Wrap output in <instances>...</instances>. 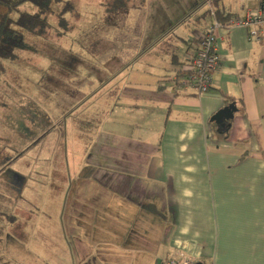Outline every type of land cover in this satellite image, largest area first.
<instances>
[{
  "label": "crops",
  "instance_id": "0c3cea01",
  "mask_svg": "<svg viewBox=\"0 0 264 264\" xmlns=\"http://www.w3.org/2000/svg\"><path fill=\"white\" fill-rule=\"evenodd\" d=\"M136 1L132 15L149 40L187 27L190 38L176 37L170 47L178 54L149 61L122 89L110 115L115 133L96 142L92 166H67L65 174L54 166L78 154L60 134L55 150L45 147L50 137H37L36 151H21L28 166L15 171L11 149L0 151V248L27 256L15 264H161L179 255L196 264H264V43L250 41L248 28L219 29L209 92L174 94L170 84L187 46L211 24L200 18L207 10L243 18L263 0H218L213 8L214 0ZM229 105L228 137H216L210 120ZM67 201L70 238L61 225Z\"/></svg>",
  "mask_w": 264,
  "mask_h": 264
},
{
  "label": "rangeland",
  "instance_id": "374dc122",
  "mask_svg": "<svg viewBox=\"0 0 264 264\" xmlns=\"http://www.w3.org/2000/svg\"><path fill=\"white\" fill-rule=\"evenodd\" d=\"M65 1L72 9L63 15L64 23L58 19L63 3L53 5L52 13L47 15L49 29L43 35L23 31L27 48L16 51L14 59L2 62L0 151L11 149L13 171L28 166V160L21 159V151L27 146L36 151L37 137H50L45 147L52 149L57 144L52 140L58 134L68 140V145L73 142L70 146L78 154L69 160L64 156L55 158L54 166L63 173L67 166L71 172L92 166L89 153L94 152L96 142L101 136L115 133L116 121L110 115L111 109L120 103L117 97L122 89L132 88L130 85L149 61L166 60L165 52L172 50L178 54L179 48L170 47L176 37L190 38L187 27L172 28L159 34L156 40H149L150 32L142 31L140 20L132 15L133 0H121L125 1L123 8L118 6L120 0H62ZM21 9L29 13L37 11L29 4ZM145 77L148 83L153 80V76ZM84 154H87L85 158ZM9 174L7 171V178ZM11 178L12 183H18L15 174ZM18 193L14 188L12 194ZM47 208L50 214L55 209L52 202ZM61 211V225L70 238L68 201ZM33 218L32 215L28 218L30 226ZM3 223L0 216V235L5 230ZM1 258L2 262L7 258L8 263L14 264L24 260L10 257L3 248H0Z\"/></svg>",
  "mask_w": 264,
  "mask_h": 264
},
{
  "label": "trees",
  "instance_id": "16d2710c",
  "mask_svg": "<svg viewBox=\"0 0 264 264\" xmlns=\"http://www.w3.org/2000/svg\"><path fill=\"white\" fill-rule=\"evenodd\" d=\"M218 0L212 1V8L217 4ZM63 3V8L58 15L61 23H64L63 15L72 9L69 2L62 0H0V76L4 68L2 65L3 60H11L16 57V51L26 49L27 46L24 42L23 31L33 33L35 35H43L49 29L47 15L52 13V6L55 4ZM29 4L36 8L35 13H29L21 9L23 5ZM120 7H125V1L119 2ZM216 20L225 25L230 16L225 15L219 10H214ZM210 18V10H207L200 18ZM211 19V18H210ZM194 45L187 46L186 53H188ZM185 64V60L179 63L175 74L180 72V69ZM225 112L217 120L211 119V127L214 135L219 138H227L231 121L235 111L232 110L231 105L224 107ZM221 110V111H223ZM230 111L232 118H226L225 114ZM224 116V117H223ZM223 118V120H222Z\"/></svg>",
  "mask_w": 264,
  "mask_h": 264
},
{
  "label": "built area",
  "instance_id": "2783aa9c",
  "mask_svg": "<svg viewBox=\"0 0 264 264\" xmlns=\"http://www.w3.org/2000/svg\"><path fill=\"white\" fill-rule=\"evenodd\" d=\"M209 4V2L207 1ZM211 24L201 34L193 48L186 53L185 64L180 72L170 79L174 94L201 96L211 88V74L219 66L216 43L219 29L235 27L248 28V37L253 42L264 43V6L256 13H249L243 18L230 17L225 25L220 24L210 8ZM161 264H196L193 260L179 255L178 258H168Z\"/></svg>",
  "mask_w": 264,
  "mask_h": 264
},
{
  "label": "water",
  "instance_id": "95a60500",
  "mask_svg": "<svg viewBox=\"0 0 264 264\" xmlns=\"http://www.w3.org/2000/svg\"><path fill=\"white\" fill-rule=\"evenodd\" d=\"M263 4H264V0H263ZM224 112H225V110L218 112V113L213 117V119L217 120L218 118H220V117L222 116V114H223ZM226 112H227V114H228V115L225 114L226 118H232V114H231V112H230V111H227V110H226Z\"/></svg>",
  "mask_w": 264,
  "mask_h": 264
}]
</instances>
